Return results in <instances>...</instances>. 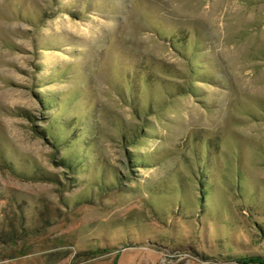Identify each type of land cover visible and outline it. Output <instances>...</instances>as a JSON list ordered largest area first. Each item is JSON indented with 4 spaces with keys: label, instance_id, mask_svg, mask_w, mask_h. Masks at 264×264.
Masks as SVG:
<instances>
[{
    "label": "rangeland",
    "instance_id": "1",
    "mask_svg": "<svg viewBox=\"0 0 264 264\" xmlns=\"http://www.w3.org/2000/svg\"><path fill=\"white\" fill-rule=\"evenodd\" d=\"M0 264H264V0H0Z\"/></svg>",
    "mask_w": 264,
    "mask_h": 264
}]
</instances>
